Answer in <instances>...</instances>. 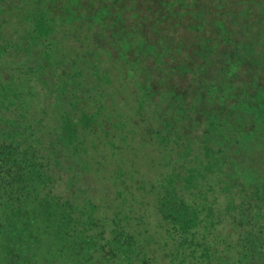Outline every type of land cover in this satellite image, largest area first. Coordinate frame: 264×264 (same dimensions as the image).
<instances>
[{
  "label": "trees",
  "instance_id": "obj_1",
  "mask_svg": "<svg viewBox=\"0 0 264 264\" xmlns=\"http://www.w3.org/2000/svg\"><path fill=\"white\" fill-rule=\"evenodd\" d=\"M101 145L129 156L115 186L149 154L126 190L156 209L164 257L74 192ZM140 253L264 264V0H0V264Z\"/></svg>",
  "mask_w": 264,
  "mask_h": 264
},
{
  "label": "rangeland",
  "instance_id": "obj_2",
  "mask_svg": "<svg viewBox=\"0 0 264 264\" xmlns=\"http://www.w3.org/2000/svg\"><path fill=\"white\" fill-rule=\"evenodd\" d=\"M102 146L103 145L100 146V152L106 153L108 155V156L106 155L108 157L107 160H105L103 156H101V158H99L100 156L99 157L93 156L96 153L93 150H91L89 153L90 155H92L91 156L92 158L90 159V161H88L90 163L84 160H80L79 157L78 159H76L78 164H80V166H83L84 169L82 172L83 176L80 177L79 181L75 182V187L73 188L74 192L77 193L79 199H83L85 200V202L87 201L89 202L94 201L95 203L99 202L101 204V208L102 207L103 209L106 208V213H112L113 215H116L117 213L121 214V212H123L124 214L127 215L128 220L131 223H134L136 219L135 221L137 222L136 226L140 228L138 229L136 227V230L138 234H140V237L144 239V243L142 240V245H141L143 248H139L138 251H142L146 256L149 257H154V256H156L157 258L161 256L164 257L166 253H164V250H162V246L164 244L162 241V237H163L161 233L162 228L158 225L160 224L159 221L160 217L157 214L156 209L154 210L153 208H151L150 205L148 206V204H146V202L150 203V199H147L146 197H142V199L146 201L142 203L145 205H142L139 200L134 199L136 197H133L132 194H127L129 192L126 190V186L127 184H129L128 182L131 181L135 185V188H137L138 186H140V180L143 179V175L151 176V171H150L151 164L148 161L149 154L145 152V158L142 160L133 159L134 163H132V165H130L129 168L137 172L134 180L131 175H125L126 183H123L122 186L120 184L115 186L116 181L114 177L117 176V174L112 175L111 181L109 179L110 176H108L109 173L112 174L110 170H112L111 168L113 166H111L110 163L115 164L116 158L118 160L125 161L129 158V156L124 152H122L117 155L115 154L113 157H109L111 151L107 147H102ZM146 149L148 148H145L144 150ZM94 160L96 166L94 167L95 169H93L92 167L94 166L92 165ZM97 161L104 164L105 167L101 170H97L98 167ZM120 167H121L120 170L122 172H125L122 168L126 166L122 167L121 165ZM69 178L70 176L68 172H65L64 175L62 176L63 180H68ZM118 183L120 182L118 181ZM65 189H66L65 185L62 191L59 188V186H57L55 191L59 194V193H63ZM67 194H69V192H66L64 195ZM141 258L142 255L140 253L137 259V262L140 264H141ZM143 259L144 257L142 258V260Z\"/></svg>",
  "mask_w": 264,
  "mask_h": 264
}]
</instances>
